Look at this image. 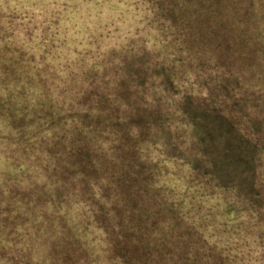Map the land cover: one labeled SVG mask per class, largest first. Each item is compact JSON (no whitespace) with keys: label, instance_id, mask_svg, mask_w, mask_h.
<instances>
[{"label":"trees","instance_id":"trees-1","mask_svg":"<svg viewBox=\"0 0 264 264\" xmlns=\"http://www.w3.org/2000/svg\"><path fill=\"white\" fill-rule=\"evenodd\" d=\"M77 1L0 2V264H264V0Z\"/></svg>","mask_w":264,"mask_h":264},{"label":"rangeland","instance_id":"rangeland-1","mask_svg":"<svg viewBox=\"0 0 264 264\" xmlns=\"http://www.w3.org/2000/svg\"><path fill=\"white\" fill-rule=\"evenodd\" d=\"M95 1H97V0H82V1L79 0V1H77V3H79V5L81 7L82 12H80L78 14L76 12L72 13L70 18H68V19H70V21H66L65 24L68 25V26L67 27L65 26L64 30L68 32V35H72V34L73 35H77L78 38H81V37L87 35L86 33H83V32H86L87 30L92 28L93 24L92 25H90V24L85 25V21H93L95 16H99V14L101 12V9L97 5L98 3H96V4L94 3ZM0 2H2V3L4 2L5 3L6 0H0ZM18 4H19V2H18ZM75 16H78L79 19L75 20ZM72 18H73V20H72ZM128 19L129 20L132 19V16L130 14L128 16ZM95 20L97 21V19H95ZM24 23H25L26 26H28V24L26 22H24ZM71 23L72 24L74 23L75 25L72 26ZM75 26H77V27L79 26V27L77 28ZM18 32L22 33V29H20ZM105 36H107V35H105ZM116 36H117L116 34L113 35V38L115 40L117 38ZM81 43H82V46H81ZM102 43H103V45L108 44L109 43V39L105 38ZM66 44L69 45L68 46L69 48L66 47V51H65V53L63 55L68 57V52H70L71 49H73L76 46H78L79 49H82L84 47L85 43L82 42V41L73 42L71 38L67 37L64 45H66ZM28 51L31 52V54L29 52H27L26 56H21L20 54H16L14 57H18V58H23L24 57V59H30L33 52L30 51V50H28ZM36 54L40 55L39 53H36ZM37 58H38V56H37Z\"/></svg>","mask_w":264,"mask_h":264}]
</instances>
